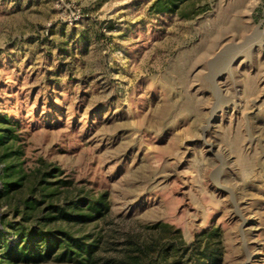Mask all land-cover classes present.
<instances>
[{"label":"rangeland","instance_id":"374dc122","mask_svg":"<svg viewBox=\"0 0 264 264\" xmlns=\"http://www.w3.org/2000/svg\"><path fill=\"white\" fill-rule=\"evenodd\" d=\"M46 170L59 198L105 197L108 218L58 225L86 242L161 223L180 264L208 241L264 264V0H0V191H25L0 197L10 245ZM58 253L14 264H80Z\"/></svg>","mask_w":264,"mask_h":264},{"label":"trees","instance_id":"16d2710c","mask_svg":"<svg viewBox=\"0 0 264 264\" xmlns=\"http://www.w3.org/2000/svg\"><path fill=\"white\" fill-rule=\"evenodd\" d=\"M53 173L54 170L37 171L27 189L28 195L18 199L12 208L13 214L19 215L21 221L29 220L38 212L36 224L30 228H26L23 222L8 225L18 236L13 245L7 242V234L0 228L2 264L44 261L56 251H59V260L80 264H155L157 257L163 264H180V259L176 257L181 248L180 241H171L166 247L162 242V235L172 231L168 224L157 223L145 231L120 233L119 242V231L114 229L106 238L100 236L94 242H86L83 237L74 236L71 232L61 229L58 225L64 222L81 224L108 218L109 205L102 195L97 199L83 196L77 199L66 191V194L59 198L57 188L47 191V178ZM23 179L21 176L3 182L0 197H7L13 191L24 194ZM46 201V206L40 209ZM209 235L212 234L209 232L207 236ZM196 249L198 257L190 256V264L220 263V249L209 241L202 249Z\"/></svg>","mask_w":264,"mask_h":264}]
</instances>
